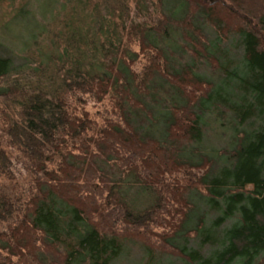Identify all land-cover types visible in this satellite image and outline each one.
Masks as SVG:
<instances>
[{
  "label": "trees",
  "instance_id": "1",
  "mask_svg": "<svg viewBox=\"0 0 264 264\" xmlns=\"http://www.w3.org/2000/svg\"><path fill=\"white\" fill-rule=\"evenodd\" d=\"M38 16L0 45V264L264 262V0Z\"/></svg>",
  "mask_w": 264,
  "mask_h": 264
},
{
  "label": "rangeland",
  "instance_id": "2",
  "mask_svg": "<svg viewBox=\"0 0 264 264\" xmlns=\"http://www.w3.org/2000/svg\"><path fill=\"white\" fill-rule=\"evenodd\" d=\"M52 0H1L0 1V45L9 49L17 47L20 37L18 33H26V28L30 29L44 7L50 4ZM55 5H53L54 7ZM21 9V16L18 14ZM232 41L227 46L231 47ZM206 144L208 146L218 147L227 143L228 131L222 129L217 123L211 122L205 127ZM223 130L224 132H221ZM132 189V188H131ZM132 191V190H129ZM196 199V204L200 206ZM153 256L146 254L141 242L134 237H124V251L111 264H145L146 262L156 260L159 263L164 258H174L166 253L155 251ZM155 263V261H154ZM261 264H264L262 262Z\"/></svg>",
  "mask_w": 264,
  "mask_h": 264
}]
</instances>
